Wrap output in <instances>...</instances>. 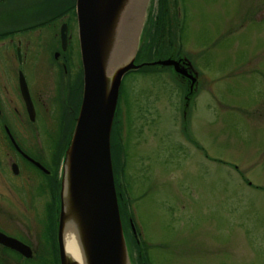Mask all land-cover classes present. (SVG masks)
<instances>
[{
  "label": "rangeland",
  "instance_id": "rangeland-1",
  "mask_svg": "<svg viewBox=\"0 0 264 264\" xmlns=\"http://www.w3.org/2000/svg\"><path fill=\"white\" fill-rule=\"evenodd\" d=\"M10 1L0 0V16L12 19L16 29L43 19L42 6L35 7L42 0ZM155 1H137L129 16L136 21L131 27L138 32L134 51L140 48L143 63L174 57L167 55L169 50L159 48L158 56L146 50L149 41L142 34ZM42 4L48 11L50 1ZM169 4L177 19L170 29L174 49L195 71L197 83L189 90V82L179 81L165 66L149 65L148 73L129 70L122 76L118 121L126 148L121 179L125 206L150 264H264V0ZM36 12L39 17H33ZM66 19L55 16L49 27L14 36L18 40L24 34L22 42L35 47L30 52L22 48L29 60L21 68L31 84L33 77L45 74L36 78L42 96L51 92L49 128H55L52 119L59 111L51 102L49 80L58 83V77L49 62L62 22L68 24V82L75 90L80 78L77 24ZM4 43L0 41V55H6ZM4 76L14 90L15 71ZM10 96L21 111L15 90ZM7 117L15 123L12 115ZM126 230L124 236L130 234ZM129 244L136 264L137 253Z\"/></svg>",
  "mask_w": 264,
  "mask_h": 264
},
{
  "label": "water",
  "instance_id": "water-1",
  "mask_svg": "<svg viewBox=\"0 0 264 264\" xmlns=\"http://www.w3.org/2000/svg\"><path fill=\"white\" fill-rule=\"evenodd\" d=\"M126 2L128 0H74L83 88L61 160L57 217L59 264H77L68 259L62 246V233L68 222L75 225L85 264H132L119 217L109 149L122 76L143 65L171 66L178 80L186 78L189 84L191 81L189 90L197 82L196 73L186 64L187 60L183 63L169 56L137 64L134 63L137 50L113 74L106 75V59L113 45L119 13ZM67 26L62 22L58 29L61 50L67 47ZM18 79L20 95L31 119L29 90L20 73ZM130 227L135 236L131 224Z\"/></svg>",
  "mask_w": 264,
  "mask_h": 264
},
{
  "label": "flooded vegetation",
  "instance_id": "flooded-vegetation-1",
  "mask_svg": "<svg viewBox=\"0 0 264 264\" xmlns=\"http://www.w3.org/2000/svg\"><path fill=\"white\" fill-rule=\"evenodd\" d=\"M9 1L7 4L13 3ZM0 14L3 15L2 12ZM15 28L12 19L4 21L0 16V41H5L7 48L6 55H0L1 69H4L0 72V83L5 81L0 85V264H59L57 217L61 172L58 157L66 141L64 129L74 120L73 114L75 115L80 101L79 99L76 102L78 87L76 86L75 90L68 85L69 77L65 69L68 57H71L68 55L71 45L67 41V47L61 50L59 41L56 45L53 43V63L49 62V68H55L58 83L49 80L55 93L51 102L61 111L60 115L58 111L55 120L52 119L55 128L51 126V130L46 115L51 92L42 96L44 90L40 87L38 79L43 78L45 74L40 73L41 77H33L32 84L24 76L21 66H25L29 59L22 56L21 50L25 47L23 50L30 52L35 47L22 42L24 34L19 36H22L20 39L14 40ZM38 63L43 68L44 64L37 62L36 65ZM12 70L15 71L14 90L16 98L21 101V111L16 104L18 101L10 96L14 90L7 87L8 82L4 76ZM19 73L25 79L32 101L31 119L18 89ZM69 74L71 75L70 72ZM1 93H4V96H1ZM8 113L12 115L15 123L6 119ZM20 113L25 117V121Z\"/></svg>",
  "mask_w": 264,
  "mask_h": 264
},
{
  "label": "trees",
  "instance_id": "trees-1",
  "mask_svg": "<svg viewBox=\"0 0 264 264\" xmlns=\"http://www.w3.org/2000/svg\"><path fill=\"white\" fill-rule=\"evenodd\" d=\"M45 0H42V3L44 2ZM47 1V0H46ZM50 1V6H48L47 8H49L48 11H44V6L42 3H40V5H36L35 7L36 8H39L40 6H42L40 8V11L42 10V16L43 19H41L40 21L38 22H30L28 24H21L20 27H24L26 26L25 28H19L20 32H30L31 30L33 29H40L41 27H44V26H47L49 27L50 24H52V22L54 21L55 19V16L57 17H62L63 15L66 16V20L67 21H71L73 20L74 18V0H49ZM170 3V0H156L155 1V11L154 13L152 14V16H148V22H147V25L145 26L144 28V33L142 34L143 37H147L148 39V44L146 46V50H149L150 48V52L151 54L153 53L154 55L158 56L159 52L157 50H159L160 48V51L162 49L166 50V51H170L172 52V49H173V41L171 40V28H174L176 25H177V19H176V16L174 15L173 13V17L172 15L170 14V8H169V4ZM32 6V5H31ZM61 10H59V13L58 14H54L53 16H51V18L49 17L51 15V13H53L55 10L57 11L59 8H61ZM38 13L40 12H36L34 13V16L33 17H39V15H37ZM31 17V18H33ZM30 20V19H29ZM172 23H173V27H172ZM30 24V25H29ZM181 27H179L180 29ZM171 29V30H170ZM17 29L15 28V33H18ZM167 41H166V40ZM162 52V51H161ZM169 52V53H170ZM169 53L167 55H169ZM177 54H175V56L177 57ZM140 55H141V52H140V48L138 50V53L137 55L135 56V62H140L142 61V58L140 59ZM68 66V65H67ZM69 68V66H68ZM68 68H67V74L69 75V72H68ZM149 68L148 66H141L140 68H138V70H136L135 72H143V73H148L149 71ZM80 78H77L76 81H75V85L78 87L77 88V97L78 99L76 100V102L80 99V90L82 89L81 87V70H80V67H79V72H78ZM77 74V75H78ZM68 81H70V77L68 78ZM68 85H70V83L68 82ZM72 85V84H71ZM70 85V87H72ZM74 86V84H73ZM73 88V87H72ZM120 90L121 88L119 89V98H118V102H119V99L121 97H123L120 93ZM118 106V104H117ZM119 108V106H118ZM118 108H116V112H115V119L113 120L112 122V125H111V128L110 129V141H109V149H110V159H112L111 161V165H112V173H113V177H114V185H115V191L116 192V196H117V201H118V210L120 212V219H121V222H123V228H127L128 227V222H127V217L130 216V213L126 210V206H125V197H124V190L122 188H119L118 186V177H121V176H124V168H125V164H126V159H125V150L126 148H124V141L122 138V136L120 135V123L118 121L119 119V110ZM77 110V109H76ZM74 116V114H73ZM73 121L74 120H71L69 122V125L66 129V137H65V142L63 144V149H62V152L59 153V157L58 158H61L62 156V153L64 148H65V145L66 143H68V136H69V133H70V129L73 125ZM68 130V131H67ZM129 213V214H128ZM129 240V241H128ZM126 241L127 243H131V247H132V250H135V252L137 253V256H136V263L137 264H148V260L146 258V254L145 253V246H144V242H141L140 243H136L134 238L131 236V234L127 235L126 237Z\"/></svg>",
  "mask_w": 264,
  "mask_h": 264
},
{
  "label": "bare ground",
  "instance_id": "bare-ground-1",
  "mask_svg": "<svg viewBox=\"0 0 264 264\" xmlns=\"http://www.w3.org/2000/svg\"><path fill=\"white\" fill-rule=\"evenodd\" d=\"M137 1L139 0H128V2L125 3L122 12L119 13V23H117L115 27V35L112 40L113 45L110 47L109 55L106 59V75L110 76L113 74L117 67L124 65L131 54L134 53L135 44H137L136 34L138 32L136 31V26L133 30L131 29L136 21L129 16L132 12L131 9L135 6ZM65 225L62 233V246H64L63 250L66 256H68L70 261H75L77 264H85V256H83L81 249L82 246L79 243V235H77L75 225L71 224V222H68Z\"/></svg>",
  "mask_w": 264,
  "mask_h": 264
}]
</instances>
